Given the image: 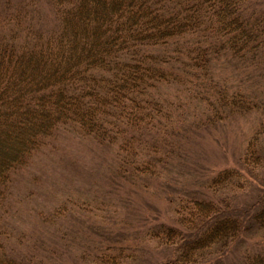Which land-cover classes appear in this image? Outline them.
Returning a JSON list of instances; mask_svg holds the SVG:
<instances>
[{
    "label": "trees",
    "instance_id": "1",
    "mask_svg": "<svg viewBox=\"0 0 264 264\" xmlns=\"http://www.w3.org/2000/svg\"><path fill=\"white\" fill-rule=\"evenodd\" d=\"M247 115L231 165L191 163L194 142ZM64 138L106 161L111 193L97 202L101 170L82 165L95 189L55 198L57 218L70 200L99 213L77 264H226L239 246L233 264H264V0H0V264H47L7 216L18 176ZM144 192L162 207L114 210Z\"/></svg>",
    "mask_w": 264,
    "mask_h": 264
},
{
    "label": "rangeland",
    "instance_id": "2",
    "mask_svg": "<svg viewBox=\"0 0 264 264\" xmlns=\"http://www.w3.org/2000/svg\"><path fill=\"white\" fill-rule=\"evenodd\" d=\"M225 70L223 69L224 76H227L229 80L233 79L232 72H225ZM254 123L255 118L252 115H247L235 118L222 129L208 131L205 138L191 145L189 149L192 156L191 163L202 164L204 167L214 169L231 165L232 160L238 156L243 148L247 132ZM76 144L74 140L64 138L58 143L56 151L36 155L28 172L18 176L14 183L11 198L12 206L8 209L10 214L7 219L11 224L21 229L27 243H34L38 246L41 253L39 256L47 264H77L75 247L77 248L80 238H84L81 234L84 233L86 225L89 224L87 223L88 217L92 215L93 219L96 220V214L99 215L95 210L88 212V210L83 209L81 211L80 200L77 205H73L74 200H70L69 203L67 202V210L61 216L62 219L56 217L54 212L56 207L54 206L56 204L58 206L59 200L55 198H60V188L67 183L75 186H86L87 183L88 185L90 183V180L88 182L81 175L77 167L85 165L87 168L97 167L96 170H101L93 178V186L99 187L95 193L97 202L106 201L111 194L104 193L107 190V183L101 179L102 170H106V161L95 155L96 152L92 149L93 147H88V144H79V146ZM94 187L88 186L89 190H94ZM121 190L118 189V191ZM120 196L123 197L125 194L121 193ZM115 198L111 199V202L124 200L117 196ZM64 199L65 195L62 197L63 201ZM145 201L154 207L156 206V208L162 207L160 200L154 199L151 193L144 192L137 193L127 208L114 210H120L122 215L129 214L132 216L136 211L137 215H140L143 209L139 208L138 202L144 204ZM100 214H102L104 221L111 219L105 221L106 224H112L114 213L111 216ZM69 233L76 236L73 237ZM70 242L72 245L69 246L68 243ZM149 246L145 255L153 260H159L160 258L156 256L155 247ZM240 251H244L241 246L236 250H229L226 256V264L238 262Z\"/></svg>",
    "mask_w": 264,
    "mask_h": 264
}]
</instances>
